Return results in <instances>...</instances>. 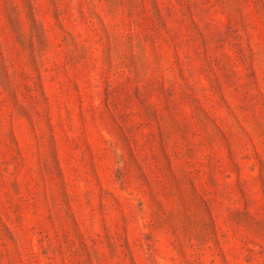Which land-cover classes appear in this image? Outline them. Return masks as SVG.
Masks as SVG:
<instances>
[{
    "label": "rangeland",
    "instance_id": "374dc122",
    "mask_svg": "<svg viewBox=\"0 0 264 264\" xmlns=\"http://www.w3.org/2000/svg\"><path fill=\"white\" fill-rule=\"evenodd\" d=\"M0 264H264V0H0Z\"/></svg>",
    "mask_w": 264,
    "mask_h": 264
}]
</instances>
